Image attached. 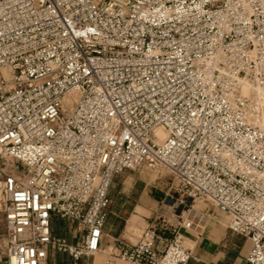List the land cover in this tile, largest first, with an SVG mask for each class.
<instances>
[{
    "label": "built area",
    "instance_id": "obj_1",
    "mask_svg": "<svg viewBox=\"0 0 264 264\" xmlns=\"http://www.w3.org/2000/svg\"><path fill=\"white\" fill-rule=\"evenodd\" d=\"M143 165L174 174L183 207L224 211L264 264V0H0V264H85L114 177ZM169 227L117 257L186 264Z\"/></svg>",
    "mask_w": 264,
    "mask_h": 264
},
{
    "label": "crops",
    "instance_id": "obj_2",
    "mask_svg": "<svg viewBox=\"0 0 264 264\" xmlns=\"http://www.w3.org/2000/svg\"><path fill=\"white\" fill-rule=\"evenodd\" d=\"M133 176L130 170H125L114 177L109 188L110 203L100 251L84 259L85 264H133L117 257L123 245L136 243L149 227H157L169 237V225L176 224H180L185 244L192 251L186 264H249L246 258L252 243L229 228V217L224 211L211 202L195 200L179 213L173 212L163 200L155 197L149 183L128 182ZM178 200H183L179 193ZM55 218L59 222V228L53 227L56 234L73 241L79 239L75 228L72 230L63 219ZM164 221L168 224L166 230L161 229ZM186 222H190V226H186ZM43 264L72 263L68 255L51 251Z\"/></svg>",
    "mask_w": 264,
    "mask_h": 264
},
{
    "label": "rangeland",
    "instance_id": "obj_3",
    "mask_svg": "<svg viewBox=\"0 0 264 264\" xmlns=\"http://www.w3.org/2000/svg\"><path fill=\"white\" fill-rule=\"evenodd\" d=\"M130 171L134 174V176L133 179L128 182L149 183L155 197L159 200H163L173 212L179 213L183 210L184 207L178 200V179L174 176V174L165 169H155L144 165ZM160 218L163 219L164 217L161 216ZM54 225L55 228H59V222H56V218H53V227Z\"/></svg>",
    "mask_w": 264,
    "mask_h": 264
},
{
    "label": "bare ground",
    "instance_id": "obj_4",
    "mask_svg": "<svg viewBox=\"0 0 264 264\" xmlns=\"http://www.w3.org/2000/svg\"><path fill=\"white\" fill-rule=\"evenodd\" d=\"M155 136L156 141L161 142L166 137V133L162 128H157L155 130Z\"/></svg>",
    "mask_w": 264,
    "mask_h": 264
},
{
    "label": "trees",
    "instance_id": "obj_5",
    "mask_svg": "<svg viewBox=\"0 0 264 264\" xmlns=\"http://www.w3.org/2000/svg\"><path fill=\"white\" fill-rule=\"evenodd\" d=\"M53 232H54V229H53Z\"/></svg>",
    "mask_w": 264,
    "mask_h": 264
}]
</instances>
